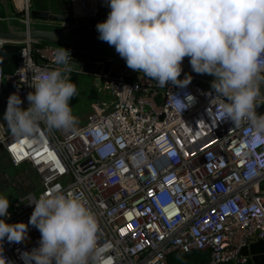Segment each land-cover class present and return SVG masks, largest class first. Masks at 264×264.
<instances>
[{
  "label": "built area",
  "instance_id": "2783aa9c",
  "mask_svg": "<svg viewBox=\"0 0 264 264\" xmlns=\"http://www.w3.org/2000/svg\"><path fill=\"white\" fill-rule=\"evenodd\" d=\"M10 1L30 29L29 0ZM69 11L74 21L58 28L71 32L84 24L96 31L88 20H105L110 9L104 0H71ZM4 44L21 49L12 73L0 67V96L15 92L26 108L33 67L59 68L57 49L30 40H0ZM73 48L69 63L80 56L90 69L60 68L62 74L89 76L102 98L91 103L83 126L49 129L41 122L31 137L20 138L0 127V147L11 164H28L39 176L38 191L19 198L0 219L27 224L29 203L59 185L82 195L96 215L103 264H168L177 251L208 252L205 264H245L240 250L264 233V145L248 150L247 129L224 119L225 101L210 80L181 73L187 85L164 89L115 58ZM4 82L12 88L5 94ZM39 238L28 225L21 242L0 241V256L25 264L21 253L37 247Z\"/></svg>",
  "mask_w": 264,
  "mask_h": 264
},
{
  "label": "clouds",
  "instance_id": "9594fccd",
  "mask_svg": "<svg viewBox=\"0 0 264 264\" xmlns=\"http://www.w3.org/2000/svg\"><path fill=\"white\" fill-rule=\"evenodd\" d=\"M110 11L95 25L98 39L114 46L126 66L154 79L185 86L179 79L181 62L189 58L192 71L214 77L210 87L221 104L223 117L247 129V148L264 145V0H104ZM69 51L60 47L54 60L69 63ZM32 91L25 99L8 96L0 127L16 138L31 137L42 122L49 129L74 126L70 100L77 87L60 68L34 66ZM183 109H181L182 111ZM27 224L0 219V241L21 242L28 225L40 233L38 246L21 253L25 264H103L98 246V221L82 195L57 185L41 194ZM9 199L0 195V217H7ZM0 264H9L0 256Z\"/></svg>",
  "mask_w": 264,
  "mask_h": 264
},
{
  "label": "water",
  "instance_id": "95a60500",
  "mask_svg": "<svg viewBox=\"0 0 264 264\" xmlns=\"http://www.w3.org/2000/svg\"><path fill=\"white\" fill-rule=\"evenodd\" d=\"M9 0H0V5L3 7V18H0V40L22 42L26 40L36 41L43 44H52L64 47H79L82 49L94 50L96 53L112 57L119 62L126 64L125 60L119 56L115 51L114 46H110L107 42L99 40L98 33L90 28H82L81 30L66 31L60 28H48L45 24H35L26 29V27L14 24L13 17L15 13L9 12L8 5ZM30 19L34 22L42 23H63L73 22L70 11H62L58 14L49 13L47 11L30 10ZM15 20V18H14ZM103 20H88L89 27L95 26L98 22ZM4 23V24H3ZM16 23V22H15ZM2 24L4 25L1 28ZM88 47V48H86ZM21 46L13 44H4L0 47V67L4 68L6 65L16 66L18 63V56ZM61 69H65L70 72H77L80 68L83 73H88L90 66L83 62L80 56H76L66 66H58ZM182 72L192 76L200 77L212 81L213 76L208 74H197L192 71L189 64V58L185 57L181 62ZM172 85L171 83L163 86L166 87ZM11 86L4 82L3 94L11 91ZM261 94L264 95V84L260 86ZM225 101V100H224ZM7 97L5 95L0 96V113H4L6 108ZM258 114H264V106L258 105L256 107ZM240 255L246 257L245 264H264V233L262 239L251 242L247 246L240 250ZM219 264H231V263H219Z\"/></svg>",
  "mask_w": 264,
  "mask_h": 264
},
{
  "label": "trees",
  "instance_id": "16d2710c",
  "mask_svg": "<svg viewBox=\"0 0 264 264\" xmlns=\"http://www.w3.org/2000/svg\"><path fill=\"white\" fill-rule=\"evenodd\" d=\"M30 6L32 9L47 11L48 7L44 4L41 5L36 0H29ZM55 11V10H54ZM58 14V13H53ZM43 45V43H41ZM14 66L6 65L3 68L5 74H10L14 70ZM69 78L76 84L77 94L70 100V105L72 108L76 107L79 104L80 98H83L86 104L89 107V103H93L94 101L99 99V94L92 87L86 91H80V80L77 74H70ZM24 166H30L28 164H22L19 166H13L5 154L2 147H0V192L3 190H8L9 192V203L18 200L19 198L27 195L31 192H36L39 189V176L34 170L31 172L30 176L27 178V183L22 182L23 180H17L12 178V175L15 174V171H18V168H22ZM9 174L7 176V180H5L6 172ZM5 181V185L4 184ZM3 187V188H2ZM209 259L208 252H198L192 251L190 253H182V252H174L167 258L168 264H205Z\"/></svg>",
  "mask_w": 264,
  "mask_h": 264
},
{
  "label": "rangeland",
  "instance_id": "374dc122",
  "mask_svg": "<svg viewBox=\"0 0 264 264\" xmlns=\"http://www.w3.org/2000/svg\"><path fill=\"white\" fill-rule=\"evenodd\" d=\"M101 20H103V17L101 18ZM80 22L83 23L85 21L82 20ZM35 24H43V25L45 24V27H48V28H58L57 27L58 23H47V22L46 23L45 22L38 23V22L32 21V26ZM82 28H87V26L84 24H80L79 27L77 28V30H81ZM52 46L56 49L63 47L65 49H67L69 52H72L74 50L73 47H64V46H57V45H52ZM86 48H88V47H86ZM85 53H87V55H90V56L91 55L95 56V57L99 56L98 53H96L94 50H90V49H85ZM78 76H79V80H80V91L88 92V90L93 87L92 79L86 75H78ZM101 98H102V96L99 97V99H101ZM90 106H91V103H89V107H88L85 100L83 98H80L79 104L76 107L72 108L73 114L76 117L75 123L77 125L83 126L86 123V117L90 112ZM2 116H3V113H0V118H2ZM0 122H1V124L3 123L2 121H0ZM3 128L8 133L6 127H3ZM31 172H34L33 168H31L30 166H24L22 168H18V171L17 170L15 171V174L12 175V178L16 179L15 182H17V180H23L22 182L27 183V178L30 176ZM5 173H6L5 180H7V176L9 175L8 174L9 172L7 173V171H6ZM3 185H5V181H4ZM0 195H4L8 198L9 192H8V190H3L0 192ZM16 201L9 203V208L7 210L8 212L12 210Z\"/></svg>",
  "mask_w": 264,
  "mask_h": 264
},
{
  "label": "crops",
  "instance_id": "0c3cea01",
  "mask_svg": "<svg viewBox=\"0 0 264 264\" xmlns=\"http://www.w3.org/2000/svg\"><path fill=\"white\" fill-rule=\"evenodd\" d=\"M36 2H38L41 5L45 4L48 7L47 12H49V13H60L62 11H69L70 10V6H71V0H36ZM7 5H8V8H9L10 14H11V11L15 13L16 9H15L14 3L12 1H10L9 4H7ZM29 8H30V10L32 9L31 6H30V3H29ZM32 10H35V9H32ZM39 11H41V10H39ZM3 13H4L3 12V7L0 5V18H3ZM18 17L19 16H17V14H15V16L12 18L13 21H14V24L22 26V24L18 21ZM14 18H15V20H14ZM3 24L1 26V28L4 27Z\"/></svg>",
  "mask_w": 264,
  "mask_h": 264
},
{
  "label": "snow or ice",
  "instance_id": "6c2138e0",
  "mask_svg": "<svg viewBox=\"0 0 264 264\" xmlns=\"http://www.w3.org/2000/svg\"><path fill=\"white\" fill-rule=\"evenodd\" d=\"M49 155L51 156L52 154L49 153ZM53 158H54V157H53ZM59 170H60L61 173H63V172L65 171V169H64L63 167H61ZM150 194H151V193H150ZM121 231L123 232V230H121Z\"/></svg>",
  "mask_w": 264,
  "mask_h": 264
}]
</instances>
